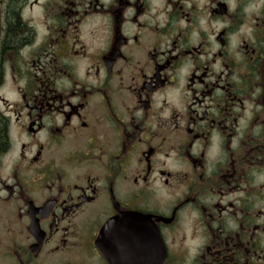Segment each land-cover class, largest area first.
I'll use <instances>...</instances> for the list:
<instances>
[{
  "label": "flooded vegetation",
  "instance_id": "flooded-vegetation-1",
  "mask_svg": "<svg viewBox=\"0 0 264 264\" xmlns=\"http://www.w3.org/2000/svg\"><path fill=\"white\" fill-rule=\"evenodd\" d=\"M119 260L264 264V0H0V264Z\"/></svg>",
  "mask_w": 264,
  "mask_h": 264
},
{
  "label": "water",
  "instance_id": "water-1",
  "mask_svg": "<svg viewBox=\"0 0 264 264\" xmlns=\"http://www.w3.org/2000/svg\"><path fill=\"white\" fill-rule=\"evenodd\" d=\"M145 226L144 231L138 227ZM149 223L143 221V219L135 214H124L122 217L116 218L106 224L100 232L97 247L103 254H107L114 250L110 247L111 243L122 244L125 241V237L139 235L152 236L153 231L148 227ZM137 241V240H135ZM118 250H122L119 248ZM110 264H124L121 260L118 262H110Z\"/></svg>",
  "mask_w": 264,
  "mask_h": 264
}]
</instances>
